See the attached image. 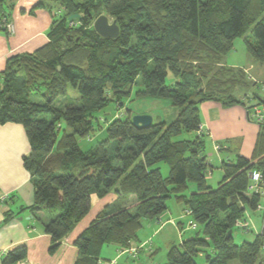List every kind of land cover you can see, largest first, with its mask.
Returning <instances> with one entry per match:
<instances>
[{"label": "trees", "instance_id": "obj_1", "mask_svg": "<svg viewBox=\"0 0 264 264\" xmlns=\"http://www.w3.org/2000/svg\"><path fill=\"white\" fill-rule=\"evenodd\" d=\"M55 4L65 12L53 13ZM47 6L53 13L49 42L33 54L8 59L0 76V124H21L26 131L30 152L23 161L34 201L23 211L48 216L50 253L89 215L92 196L103 198L115 191L117 200L75 240V264H105V246L128 249L138 241L144 221L164 215L172 198L191 211L197 228L169 248L163 264H198L202 253L207 264L235 259L264 264L263 111V121L257 120L263 101L253 95L255 104L247 106L235 98L232 92L250 88L252 81L243 69L224 65L239 38H244L250 57L264 64V0H42L36 7ZM4 13L0 1V25ZM103 13L117 21L118 38H102L93 29ZM73 14L80 18L69 21ZM0 32L8 35L2 26ZM14 68L23 76L16 77ZM169 73L177 80L172 86L166 85ZM139 80L142 88L135 100H169L179 109L175 121L140 129L128 110L126 118L105 120L106 140L82 150L79 140L96 130V114L111 103L122 106ZM70 85L79 93L78 101L63 110L55 108ZM40 87L45 89V104L29 100L30 92L39 93ZM208 101L245 106L260 127L253 156L224 161L216 189L207 182L209 134L202 128L200 111ZM183 134L195 135L180 139ZM111 142L115 147L110 153ZM217 147L224 150L223 145ZM162 163L169 167L167 177ZM255 173L261 175L257 191L251 189ZM191 183L197 190L188 194ZM131 195L136 202L125 206ZM248 211L263 212L262 233L253 242L237 244L234 229L245 222ZM26 257L22 245L5 255L3 264H29Z\"/></svg>", "mask_w": 264, "mask_h": 264}, {"label": "crops", "instance_id": "obj_2", "mask_svg": "<svg viewBox=\"0 0 264 264\" xmlns=\"http://www.w3.org/2000/svg\"><path fill=\"white\" fill-rule=\"evenodd\" d=\"M5 10L6 21L13 25V32L6 35L0 32V76L4 72L7 61L11 57L21 54H33L48 42V32L53 21L55 9L51 7H36L42 0H0ZM53 10V13L50 11ZM258 63V62H257ZM247 65L242 63H224L227 67L243 69L248 79L254 83L264 82V64L257 66L254 60ZM255 72V75L252 72ZM262 78V80H260ZM254 95V94H253ZM253 97V96H252ZM255 104L251 101L250 105ZM262 108V109H261ZM263 107L258 111L262 112ZM202 128L209 134L208 143L213 152L217 154V171L220 172L218 181L224 176L221 165L224 161H233L234 156H253L260 127L250 121L249 112L245 106H225L218 102H204L200 105ZM218 145H223L224 150L218 151ZM30 152V145L26 131L21 124H0V264L3 258L12 249L26 246V261L29 264H75L78 259V249L74 242L89 226L91 221L108 205L114 203L118 194L110 192L103 198L92 196L91 211L89 215L75 228V230L62 241L61 247L56 253H50L51 237L45 233V225L49 222L44 212H38L34 216L23 209L31 206L34 201V187L30 181V175L24 165V157ZM226 155V158L224 156ZM209 163V162H208ZM210 164V163H209ZM207 182L214 179L215 172L209 169ZM93 198L95 206L92 208ZM136 202V197L131 195L125 202L130 206ZM179 207V204L177 206ZM180 209V208H179ZM185 208L179 210L178 215L170 212V209L161 217L143 223V229L138 234V241H133L128 249H120L107 246L113 250V260L121 258L127 250L134 249L141 252L152 240L158 238L168 225L174 227L179 236V244L182 243L184 231L187 229L178 220L184 218ZM167 241V240H166ZM176 241H169L168 249L177 245ZM149 243V244H150ZM140 247V248H139ZM105 250V251H108ZM106 253V252H105ZM150 253H152L150 251ZM111 255V256H112ZM102 260L104 259L102 257ZM105 263V261H103ZM118 264V261H112ZM146 264V263H143Z\"/></svg>", "mask_w": 264, "mask_h": 264}, {"label": "rangeland", "instance_id": "obj_3", "mask_svg": "<svg viewBox=\"0 0 264 264\" xmlns=\"http://www.w3.org/2000/svg\"><path fill=\"white\" fill-rule=\"evenodd\" d=\"M77 1H83V0H77ZM54 9L56 13H64L65 10L63 8H59L57 4H55ZM101 15H105L104 13ZM5 20V19H4ZM114 19L110 18V21H113ZM4 25V24H3ZM252 36L251 33H248L247 37ZM252 58L250 55L247 53L246 46L244 43V38H239L236 40L235 47L233 51L228 54L224 58V63H242V65H247L248 61L250 62ZM257 66H262L261 63H257L254 61ZM16 71L15 76L20 77L21 75L23 76V72L20 69L14 68ZM21 71V72H20ZM253 75H255V72H252ZM21 76V77H22ZM262 80V78L260 79ZM177 82L175 77L169 73L167 79H166V85L167 86H172ZM39 87V86H38ZM3 88V84H2ZM141 81H138V84L134 87L133 95L131 98L124 100L123 105L118 107L115 103H111L109 107L106 109L102 110L101 112L96 114V119L99 120V124H95L96 130L93 131L90 135V137L79 140V145L82 150L84 151H90L91 149L95 148L99 143L107 139V122L105 120H113L115 117H121V118H126V113L128 110L132 111L133 117L135 115H150L153 117L154 123H158L161 121H165L167 123H172L175 121V119L178 116L179 109L174 107L172 103L169 100H163V99H142V100H135V93L141 89ZM37 92V91H36ZM39 93H35L34 91L30 92L29 95V100L33 103H39V104H45L46 99L42 95L45 93V89L43 87H40L38 89ZM233 96L235 98L243 100V103L245 105H250L252 100V96L258 95L262 99V105L260 107L264 108V82L258 81L257 83L252 82L250 85V88L245 89V88H238L237 90H234L232 92ZM79 99V93L70 85L68 88V94L63 97H59L56 99L54 102V107L58 109H65V106L68 105L69 103L77 102ZM212 102V101H208ZM214 102V101H213ZM264 113V109H263ZM103 120V121H102ZM251 122H255L253 119H250ZM96 122V121H95ZM258 124V123H257ZM259 125V124H258ZM202 133V132H201ZM195 134H183L180 139H185V138H192L194 137ZM115 147V143L111 142L108 146L107 149L112 152V150ZM206 155L208 157V162L210 163V166L214 172H215V177L212 180H209V186H211L213 189H216L218 187L219 182H217L218 177L220 172L217 171V165H218V158L217 154L213 152L212 148L210 147V144L207 143V148L205 150ZM226 158V155L224 156ZM233 161L237 160V157L234 156L232 158ZM162 174L164 176H168L169 174V167L167 164H160ZM223 177L221 178V180ZM220 180V181H221ZM197 188L194 183H191L189 186L188 194H191L193 192H196ZM95 198H93V204L92 208L95 206ZM169 209L170 212H172L174 215H178L179 210L184 208L182 204H179V207L177 206V202L175 201L174 198L169 200ZM262 205H264V198L262 199ZM180 208V209H179ZM186 211V210H185ZM184 211V218L182 220H178V223H183L184 227L187 228L184 231L183 237L184 239H188L194 234V230L189 229L190 224L193 222V219L191 216L187 215L186 212ZM262 217H263V212H251L248 211L246 220L245 222H242L234 229V240L235 243L237 244H243L244 242H253L258 234L262 233ZM146 222H149L148 220L144 221V224ZM154 222H156L154 220ZM249 231H247V229ZM177 230L168 225L165 229V231L160 234V236L150 242H148V245L139 253H136L135 256L131 255L132 253H124V256L118 259L113 260L112 255L113 250L112 249H107L110 247L105 246L103 249V252L101 254V257H104V259H109L108 260H103L105 261V264H113L112 261H118V264H163L167 260V247H168V242L169 241H176L175 243H179V236H178ZM167 240V241H166ZM150 243V244H149ZM114 247V246H111ZM116 247V246H115ZM118 248V247H116ZM108 250V251H105ZM150 251L152 253H150ZM106 252V253H105ZM264 256V250L262 252ZM112 255V256H111ZM198 264H207L206 262V255L205 254H199V256L196 259ZM228 264H240V262L235 259L230 261Z\"/></svg>", "mask_w": 264, "mask_h": 264}, {"label": "water", "instance_id": "obj_4", "mask_svg": "<svg viewBox=\"0 0 264 264\" xmlns=\"http://www.w3.org/2000/svg\"><path fill=\"white\" fill-rule=\"evenodd\" d=\"M79 14H73L69 17V21H73L74 19H79ZM93 29L95 32L101 36L102 38L107 39H116L120 35V27L116 20L110 21V18L106 15L99 16L94 24ZM262 109V108H261ZM133 124L140 129L148 128L153 125L154 120L153 117L147 114L144 115H135L132 118ZM232 236V231L228 233V238Z\"/></svg>", "mask_w": 264, "mask_h": 264}, {"label": "built area", "instance_id": "obj_5", "mask_svg": "<svg viewBox=\"0 0 264 264\" xmlns=\"http://www.w3.org/2000/svg\"><path fill=\"white\" fill-rule=\"evenodd\" d=\"M3 24H4V25H3ZM0 26H2L3 28H5L8 34H11V33L13 32V25H12L10 22L6 21V20H3V23H2ZM259 112H260V111H258V114H257V120H258V122H262V121H263V116H262ZM218 149H219V148L217 147V150H218ZM260 178H261V175L258 174V173H255V174L253 175L254 184H253V186L251 187L252 190L257 191V190L259 189V188H258V183H259ZM1 199H2V200H5V199H7V197H5V196H1V197H0V200H1ZM185 212H186V216H187V215H191V211L186 210ZM189 228H190V229H196V228H197V225H196L195 223L192 222V223L190 224V227H189ZM246 229H247V231H249L248 228H246ZM139 248H140V247H139ZM131 252H135L134 249L127 250V253H131Z\"/></svg>", "mask_w": 264, "mask_h": 264}]
</instances>
